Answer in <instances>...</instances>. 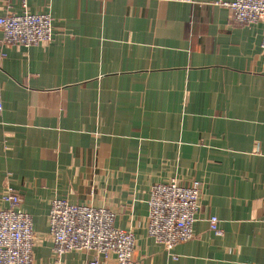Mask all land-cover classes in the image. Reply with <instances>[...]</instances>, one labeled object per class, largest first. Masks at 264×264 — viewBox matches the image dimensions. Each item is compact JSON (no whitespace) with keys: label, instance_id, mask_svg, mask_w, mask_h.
I'll return each instance as SVG.
<instances>
[{"label":"crops","instance_id":"1","mask_svg":"<svg viewBox=\"0 0 264 264\" xmlns=\"http://www.w3.org/2000/svg\"><path fill=\"white\" fill-rule=\"evenodd\" d=\"M231 1L0 0L52 17L48 43L0 42V194L32 218V264L92 257L53 254L55 198L112 211L134 264H264L263 24L233 22ZM172 179L201 192L194 236L167 250L145 219Z\"/></svg>","mask_w":264,"mask_h":264},{"label":"built area","instance_id":"2","mask_svg":"<svg viewBox=\"0 0 264 264\" xmlns=\"http://www.w3.org/2000/svg\"><path fill=\"white\" fill-rule=\"evenodd\" d=\"M223 4L229 7L233 22L263 24L264 51V0ZM0 33V42L6 45L45 44L52 38V17L26 8L21 13H5L0 16ZM200 192L201 183L197 180L189 185L174 179L153 184L147 200V234L167 250L192 238ZM0 199L7 203L0 208V264H32L33 247L39 237L33 230L32 218L20 208L21 198L12 187L5 186ZM47 219L52 252L57 259L68 252H91L92 257L83 264H100V257L108 264H134V234L115 226L114 213L106 207L55 198L50 202ZM207 221L209 230L221 234L216 215H210Z\"/></svg>","mask_w":264,"mask_h":264}]
</instances>
